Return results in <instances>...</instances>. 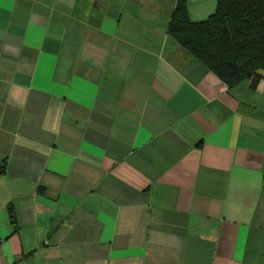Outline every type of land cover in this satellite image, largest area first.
I'll list each match as a JSON object with an SVG mask.
<instances>
[{"label": "crops", "instance_id": "obj_1", "mask_svg": "<svg viewBox=\"0 0 264 264\" xmlns=\"http://www.w3.org/2000/svg\"><path fill=\"white\" fill-rule=\"evenodd\" d=\"M175 3L0 0V264H264V70L227 87Z\"/></svg>", "mask_w": 264, "mask_h": 264}, {"label": "trees", "instance_id": "obj_2", "mask_svg": "<svg viewBox=\"0 0 264 264\" xmlns=\"http://www.w3.org/2000/svg\"><path fill=\"white\" fill-rule=\"evenodd\" d=\"M168 33L227 87H254L264 70V0H216L201 21L189 17L187 0H176Z\"/></svg>", "mask_w": 264, "mask_h": 264}]
</instances>
